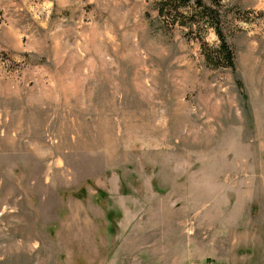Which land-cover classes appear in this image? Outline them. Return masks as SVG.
Wrapping results in <instances>:
<instances>
[{
    "label": "rangeland",
    "instance_id": "374dc122",
    "mask_svg": "<svg viewBox=\"0 0 264 264\" xmlns=\"http://www.w3.org/2000/svg\"><path fill=\"white\" fill-rule=\"evenodd\" d=\"M161 1L0 0V264H264V0Z\"/></svg>",
    "mask_w": 264,
    "mask_h": 264
},
{
    "label": "trees",
    "instance_id": "16d2710c",
    "mask_svg": "<svg viewBox=\"0 0 264 264\" xmlns=\"http://www.w3.org/2000/svg\"><path fill=\"white\" fill-rule=\"evenodd\" d=\"M212 2L213 6H207L202 0H162L157 7L158 17L163 18L168 24H178L176 16L181 7L193 10L190 18L194 20V23H189L190 32H194V25L199 24L198 29H213L220 41V45L216 48L210 47L204 39L200 41L202 54L207 64L215 69L230 68L235 70V53L228 43L222 27V0H212ZM184 23L181 25L186 26L187 23ZM109 218H113V215H110Z\"/></svg>",
    "mask_w": 264,
    "mask_h": 264
},
{
    "label": "built area",
    "instance_id": "2783aa9c",
    "mask_svg": "<svg viewBox=\"0 0 264 264\" xmlns=\"http://www.w3.org/2000/svg\"><path fill=\"white\" fill-rule=\"evenodd\" d=\"M211 264H214V263H211Z\"/></svg>",
    "mask_w": 264,
    "mask_h": 264
}]
</instances>
